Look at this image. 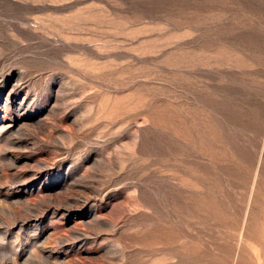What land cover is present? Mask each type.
I'll return each mask as SVG.
<instances>
[{
	"label": "rangeland",
	"instance_id": "obj_1",
	"mask_svg": "<svg viewBox=\"0 0 264 264\" xmlns=\"http://www.w3.org/2000/svg\"><path fill=\"white\" fill-rule=\"evenodd\" d=\"M0 264H264V0H0Z\"/></svg>",
	"mask_w": 264,
	"mask_h": 264
}]
</instances>
